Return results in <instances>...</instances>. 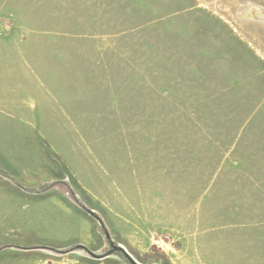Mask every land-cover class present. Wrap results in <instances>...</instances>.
I'll list each match as a JSON object with an SVG mask.
<instances>
[{
	"label": "rangeland",
	"instance_id": "obj_1",
	"mask_svg": "<svg viewBox=\"0 0 264 264\" xmlns=\"http://www.w3.org/2000/svg\"><path fill=\"white\" fill-rule=\"evenodd\" d=\"M1 46L27 117L1 123L0 247L264 264V0H0ZM46 263L131 264L0 251Z\"/></svg>",
	"mask_w": 264,
	"mask_h": 264
},
{
	"label": "crops",
	"instance_id": "obj_2",
	"mask_svg": "<svg viewBox=\"0 0 264 264\" xmlns=\"http://www.w3.org/2000/svg\"><path fill=\"white\" fill-rule=\"evenodd\" d=\"M16 55H18L17 52H16ZM9 72H13L15 76V78L12 81H10V79H6L7 74ZM16 74H19L18 69H17V63L14 65L10 62L8 58V54L3 51V47L1 46L0 47V129L4 127V125H2L4 123V119L12 120L15 122L16 125H18L20 124V122L17 121V119H20V118L23 119L27 117V112H26V107H25L26 99L22 98V96L25 95V92L21 91L20 79H17ZM7 80L12 86V88H10L9 90L5 88ZM11 102H17V103H14V106H13L15 109L11 107L10 105ZM10 109L14 110V112L11 113ZM31 115H34L33 109H32ZM14 147H17V146H11V147L1 146L0 149H8V148H14ZM2 154L6 156L7 158H9L6 153L2 152ZM47 156L45 155L44 161L46 164L50 165V162L48 160L49 157Z\"/></svg>",
	"mask_w": 264,
	"mask_h": 264
},
{
	"label": "water",
	"instance_id": "obj_3",
	"mask_svg": "<svg viewBox=\"0 0 264 264\" xmlns=\"http://www.w3.org/2000/svg\"><path fill=\"white\" fill-rule=\"evenodd\" d=\"M58 181H51V183L44 187L42 190L40 191H45L50 189L51 187H53ZM25 189H27V187L23 186ZM76 196L78 197L79 195L76 194ZM84 208L88 211V213L92 216H94L99 222H101V218L100 216H98L96 214V211L92 208H89L87 206H84ZM110 236V235H109ZM109 248L105 249V250H94L90 247H88L86 244L84 243H77L74 244L70 247H62V248H57L51 245H47V244H37V245H33V246H22V245H16V244H5L2 245L0 247V251L5 249V248H20L23 250H29V249H40L43 251H47V252H51V253H57L59 255H63V254H67V253H80L84 256L90 257V258H94V259H104L110 256H113L115 251H120L124 254V256L130 261L131 264H143L142 262H140L127 248L125 245H123L122 243H118L115 242L114 239L110 240V244H109Z\"/></svg>",
	"mask_w": 264,
	"mask_h": 264
},
{
	"label": "flooded vegetation",
	"instance_id": "obj_4",
	"mask_svg": "<svg viewBox=\"0 0 264 264\" xmlns=\"http://www.w3.org/2000/svg\"><path fill=\"white\" fill-rule=\"evenodd\" d=\"M115 252H120V251H115Z\"/></svg>",
	"mask_w": 264,
	"mask_h": 264
},
{
	"label": "built area",
	"instance_id": "obj_5",
	"mask_svg": "<svg viewBox=\"0 0 264 264\" xmlns=\"http://www.w3.org/2000/svg\"><path fill=\"white\" fill-rule=\"evenodd\" d=\"M46 264H49V263H46ZM59 264V263H58Z\"/></svg>",
	"mask_w": 264,
	"mask_h": 264
}]
</instances>
